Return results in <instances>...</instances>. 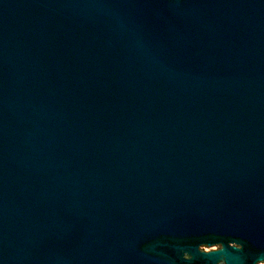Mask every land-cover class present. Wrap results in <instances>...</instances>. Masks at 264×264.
Masks as SVG:
<instances>
[{
    "label": "water",
    "instance_id": "1",
    "mask_svg": "<svg viewBox=\"0 0 264 264\" xmlns=\"http://www.w3.org/2000/svg\"><path fill=\"white\" fill-rule=\"evenodd\" d=\"M0 264H264V0H0Z\"/></svg>",
    "mask_w": 264,
    "mask_h": 264
}]
</instances>
